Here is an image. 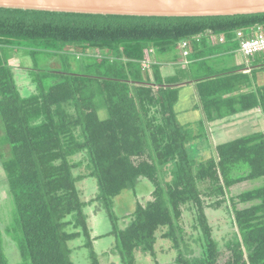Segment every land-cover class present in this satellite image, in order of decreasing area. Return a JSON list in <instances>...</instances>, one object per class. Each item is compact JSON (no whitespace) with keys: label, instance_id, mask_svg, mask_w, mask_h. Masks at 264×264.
Listing matches in <instances>:
<instances>
[{"label":"trees","instance_id":"16d2710c","mask_svg":"<svg viewBox=\"0 0 264 264\" xmlns=\"http://www.w3.org/2000/svg\"><path fill=\"white\" fill-rule=\"evenodd\" d=\"M258 28L264 30V14L163 18L0 9L2 50L27 48L34 60L46 55L82 62L74 70L34 71L37 93L23 99L8 59L0 58V147L10 151L2 167L16 216L7 234L17 245L18 264H72L67 244L80 238L90 264H100L87 206L105 212L113 224L123 264L134 263L138 250L153 256L164 240L178 252L176 264H220L224 252L229 256L222 264H264V187L229 194L232 187L264 178V135L214 146L206 161L187 150L203 139L208 124L257 108L264 112V94L242 93L250 87L244 73L207 66L213 53L239 49L236 32ZM207 35L234 45L211 47ZM184 42L192 62L186 68L180 65ZM163 67L173 68L174 75L163 77ZM190 84L202 113L197 137L176 115L180 88ZM80 156L87 163L82 175ZM87 178L97 180L99 196L84 204L76 184ZM142 181L153 191L142 205L136 203L130 226L119 231L114 201L133 191L137 202ZM208 209H225L235 229L223 247L214 238ZM185 213L197 232L193 245L185 244ZM1 236L0 264H9Z\"/></svg>","mask_w":264,"mask_h":264},{"label":"rangeland","instance_id":"374dc122","mask_svg":"<svg viewBox=\"0 0 264 264\" xmlns=\"http://www.w3.org/2000/svg\"><path fill=\"white\" fill-rule=\"evenodd\" d=\"M229 44H224V47H228ZM4 47L0 45V58L8 59V67L12 70L14 74L15 84L18 88L19 95L23 99H28L37 93L36 85L32 81V77L35 76L36 72H55L59 71H68L78 69L82 62L78 61L73 57H64L62 60H57L52 57L51 59L46 58V55H39L32 57L27 48L18 49V51H4ZM3 56L1 57V55ZM264 56H256L252 58H245L241 54H235L232 56H223V58H211L208 59L207 66L211 68L212 72H237L249 68H255L257 65L264 64ZM167 57L162 58L166 60ZM63 61V63H62ZM248 61V62H247ZM148 71L150 70L147 69ZM175 70L173 68L163 67L162 75L163 77H168L174 75ZM40 74V73H39ZM193 85V84H190ZM187 85V86H190ZM100 117L102 119L107 118L106 114L100 112ZM1 125V119H0ZM3 136V128L0 127ZM194 133V132H193ZM234 133H231L227 137H223L220 140L226 143L234 142L231 140V137ZM264 134V131L262 132ZM4 137H0V140ZM214 139V138H213ZM217 141V140H216ZM203 142L207 143L206 148H204V155L202 159H209L210 153L209 145H212L211 138L208 136L205 131V136L203 137ZM202 155V154H201ZM10 156L9 148L0 147V232L2 233V242L4 241V247L6 252V257L9 261V264H18L19 253L17 251V245L13 243V240L8 236V231L12 230V227L15 224V204L13 196L8 188L7 177L5 171L2 167V162L6 161ZM80 162L82 163L81 174L86 171V161L85 157L80 156ZM197 159V158H196ZM201 159V158H200ZM198 159V160H200ZM206 161V160H205ZM78 171V172H80ZM137 186V202L134 200L133 191L124 192V196L121 199L117 198L115 202V209L113 211L114 217L116 218V229L124 230L132 222V214L136 209V203L142 205L147 198H149L150 193H152V186L146 182ZM264 187V178L258 179L255 181H249L232 187L229 190L230 197H237L245 192L254 191ZM76 188L80 193V200L84 204H89L92 200H95L99 196V187L97 180L94 178H87L84 181L78 182ZM127 201V203L125 202ZM130 202L133 204L130 205ZM119 203V208L117 204ZM89 208H92L91 211H88ZM135 208V209H134ZM241 208V207H239ZM94 206H87L84 211L89 218H87V225L94 223V228L97 230V240L94 243V253H96L97 260L100 264H123L122 261V249L118 246L117 239L114 235H111L113 230V224L110 223L109 218L105 212H101L97 218V214L93 211ZM225 210V209H224ZM220 210L214 211L208 209L206 211V216L210 226L213 228V234L216 241L220 244V247L232 238L235 229L230 223V218L228 212ZM129 217V218H128ZM192 217L190 214L185 213L182 217L181 225L184 230L185 244L195 242L197 232L192 228L191 224ZM110 234V235H108ZM160 234L158 235V237ZM91 237V236H90ZM85 240L77 239L67 244L69 251V259L72 264H90V251L84 248ZM173 244L168 241H159L154 247V255L144 253L142 250H138L134 253V263L133 264H176L175 259L178 256V252L174 249H171ZM193 245V244H192ZM195 248V247H194ZM229 254L227 252L223 253V257L220 261V264L224 263ZM130 263V264H131Z\"/></svg>","mask_w":264,"mask_h":264},{"label":"water","instance_id":"95a60500","mask_svg":"<svg viewBox=\"0 0 264 264\" xmlns=\"http://www.w3.org/2000/svg\"><path fill=\"white\" fill-rule=\"evenodd\" d=\"M0 9L100 16L207 18L264 14V0H0Z\"/></svg>","mask_w":264,"mask_h":264},{"label":"crops","instance_id":"0c3cea01","mask_svg":"<svg viewBox=\"0 0 264 264\" xmlns=\"http://www.w3.org/2000/svg\"><path fill=\"white\" fill-rule=\"evenodd\" d=\"M230 45L233 46L234 44L230 43ZM224 48L226 49V47L224 46L221 47V49ZM235 54L240 53H238L237 50H225L223 52L215 54L213 53L212 56L209 57V59H220L223 58V56H232ZM241 73H244L250 80V87L247 88L248 90L242 88V93L264 94V64L257 65V67L255 68L251 67L249 69L242 70ZM245 86H247V84ZM198 107L199 102L196 96V90L194 85L182 86L179 92L178 103L176 104V115L182 127L188 129L192 133L194 132L193 135L195 137L200 135V126L202 120V113L198 109ZM205 128L208 136L211 138L212 141V145H209V149L213 148L214 146L227 144L226 142H223L220 139L229 136L231 133H234L231 137L232 141H236L253 135H264L262 134V132L264 131V112L261 108H257L249 112L238 114L233 117H228L220 121H215L211 124L206 125ZM1 136L2 131H0V137ZM203 136H205V133H203ZM206 144V142H203V139H196L192 143L187 145L188 153L193 159H200L204 155L203 151L204 148H206ZM117 206L119 208V203L117 204ZM114 207H116L115 203ZM91 210L92 208L88 209V211ZM93 211L95 214H97L98 218L100 213L95 212V209H93ZM88 229L94 248V243L97 240L98 232L94 228V223L89 225Z\"/></svg>","mask_w":264,"mask_h":264},{"label":"built area","instance_id":"2783aa9c","mask_svg":"<svg viewBox=\"0 0 264 264\" xmlns=\"http://www.w3.org/2000/svg\"><path fill=\"white\" fill-rule=\"evenodd\" d=\"M236 41H238L239 49L237 50L245 58H252L256 56H264V31L260 28L249 31L247 33L238 31L235 33ZM207 44L211 47L216 45L226 44V39L223 36H203ZM198 42L202 40V36L196 38ZM182 60L180 65L186 68L191 62L187 59L190 53V48L188 43L184 42L181 44ZM144 69H149V63H143Z\"/></svg>","mask_w":264,"mask_h":264},{"label":"clouds","instance_id":"9594fccd","mask_svg":"<svg viewBox=\"0 0 264 264\" xmlns=\"http://www.w3.org/2000/svg\"><path fill=\"white\" fill-rule=\"evenodd\" d=\"M191 62V61H190ZM190 64H192V62L190 63ZM87 227H88V225H87ZM91 238V237H90ZM92 240V239H91ZM172 249V248H171Z\"/></svg>","mask_w":264,"mask_h":264}]
</instances>
